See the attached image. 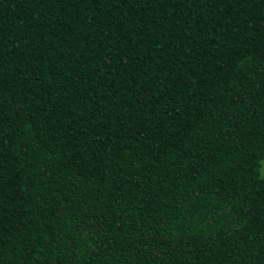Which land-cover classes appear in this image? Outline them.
Returning <instances> with one entry per match:
<instances>
[{
    "label": "trees",
    "instance_id": "16d2710c",
    "mask_svg": "<svg viewBox=\"0 0 264 264\" xmlns=\"http://www.w3.org/2000/svg\"><path fill=\"white\" fill-rule=\"evenodd\" d=\"M0 264H264V0H0Z\"/></svg>",
    "mask_w": 264,
    "mask_h": 264
}]
</instances>
